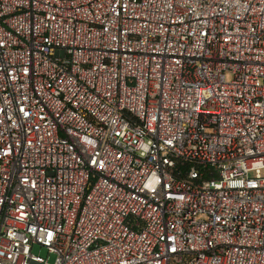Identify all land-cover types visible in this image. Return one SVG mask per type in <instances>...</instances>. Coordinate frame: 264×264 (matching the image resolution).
<instances>
[{
    "label": "built area",
    "instance_id": "1",
    "mask_svg": "<svg viewBox=\"0 0 264 264\" xmlns=\"http://www.w3.org/2000/svg\"><path fill=\"white\" fill-rule=\"evenodd\" d=\"M37 246L264 264V0H0V264Z\"/></svg>",
    "mask_w": 264,
    "mask_h": 264
},
{
    "label": "rangeland",
    "instance_id": "2",
    "mask_svg": "<svg viewBox=\"0 0 264 264\" xmlns=\"http://www.w3.org/2000/svg\"><path fill=\"white\" fill-rule=\"evenodd\" d=\"M227 80L230 81L231 77L228 76ZM33 254L40 256L44 260L48 261L49 264H56L57 256L55 254L49 253V251L45 248H41V247L37 246L34 248Z\"/></svg>",
    "mask_w": 264,
    "mask_h": 264
}]
</instances>
